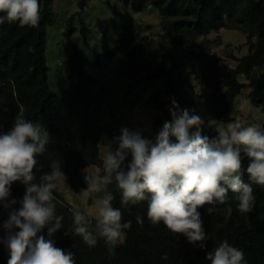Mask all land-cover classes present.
Returning a JSON list of instances; mask_svg holds the SVG:
<instances>
[{
	"label": "trees",
	"instance_id": "obj_1",
	"mask_svg": "<svg viewBox=\"0 0 264 264\" xmlns=\"http://www.w3.org/2000/svg\"><path fill=\"white\" fill-rule=\"evenodd\" d=\"M119 1L136 12H142L150 3L161 17L162 41L154 53L155 61H148V65L143 63L145 73L134 78L126 93L128 97L141 85L148 89L157 81L165 82L150 96L153 106L163 112V118L153 124L156 133L164 121L171 120L168 109L173 99L181 109L203 118L204 134L210 137L218 133L214 121H233L236 100L243 90H249L250 103L264 112V1ZM39 3L41 19L38 26L21 28L18 23L7 22L0 25V109H7L0 110V132L11 128L23 106L26 119L44 126L50 136L46 151L37 156L36 181L50 172L53 161H59L61 174L66 177L70 189L79 192L87 187L82 176L84 169L97 166L100 168L98 175H103L100 147L105 132L103 102L91 92L96 81L86 71L78 46L71 42L75 32L73 19L67 31L72 53L65 63L69 89L63 97L50 90L45 47L47 26L54 23L53 0H39ZM80 5L84 7L85 3ZM224 29L238 30L247 36L249 53L242 58L233 53L230 55L236 67L223 65L222 59L211 56L207 43L198 44L200 39ZM88 32L83 24L85 37ZM132 39V31L123 34L114 54L127 47ZM142 47L134 51L144 56ZM135 52L130 56L135 58ZM197 77L200 90L194 83ZM130 104L134 106L135 101ZM261 129L264 130V125ZM148 138L154 137L149 135ZM247 165L248 159L242 153V166L246 169ZM243 179L248 182L246 172ZM252 187L255 201L251 212L238 211L236 194L231 192L223 204L217 202L200 209L208 237L206 249L190 244L182 235H174L162 223L152 224L147 219V201L122 206L114 184L108 186L115 197L113 207L121 209L123 222L131 221V228L124 231V242L118 243L115 255H109L102 240L90 248L80 237L71 234L73 217L70 209L74 207L56 193L54 195L60 201L56 212L64 219L62 229L52 239L57 247L74 253L76 264H209L206 251H211L225 239L244 252L246 264H264V187L255 184ZM25 191L23 184H13L10 199L21 201ZM94 195L99 194H90V202ZM13 207L18 209L20 204ZM208 207L215 208L211 215L206 212ZM11 210L0 207V264H7L9 259L2 239L7 233L2 225ZM137 215L143 218V223L137 222ZM94 224L95 221L90 220L89 226L94 228ZM65 231L69 235H65ZM40 234L48 238L47 229ZM165 254L166 260L162 259Z\"/></svg>",
	"mask_w": 264,
	"mask_h": 264
},
{
	"label": "clouds",
	"instance_id": "obj_2",
	"mask_svg": "<svg viewBox=\"0 0 264 264\" xmlns=\"http://www.w3.org/2000/svg\"><path fill=\"white\" fill-rule=\"evenodd\" d=\"M40 19L39 0H0V25L36 27ZM168 110L171 120L164 121L154 138H146L139 130L122 129L117 147L109 143L101 156L103 175L84 169L87 187L81 193L99 194L92 198L95 224L90 227L86 213L72 208L70 231L88 247L94 248L102 240L109 255H115L124 231L131 228V221L123 222L121 209L113 207L115 197L108 188L113 184L122 206L147 201V219L152 224L162 223L201 249L207 248L208 237L200 209L223 204L231 192L236 194L238 211L253 210L252 185L264 187V130L228 122L210 137L204 134L203 118L181 109L174 99ZM49 142L47 129L26 119L23 106L11 128L0 132V207L12 209L2 225L7 233L2 238L9 253L7 264H76L74 253L57 247L52 239L64 219L57 215L60 201L54 195L61 164L53 161L50 172L38 182L34 175L37 156L44 154ZM242 153L248 159L246 169ZM245 172L248 182L243 179ZM15 183L26 189L19 202L10 199ZM17 203L20 207L15 209ZM214 211V207L206 209L209 215ZM136 219L143 223L140 215ZM44 229L47 239L40 234ZM206 260L209 264H246L244 252L226 239L206 251Z\"/></svg>",
	"mask_w": 264,
	"mask_h": 264
},
{
	"label": "rangeland",
	"instance_id": "obj_3",
	"mask_svg": "<svg viewBox=\"0 0 264 264\" xmlns=\"http://www.w3.org/2000/svg\"><path fill=\"white\" fill-rule=\"evenodd\" d=\"M82 2L85 3L84 7L80 5ZM52 10L54 23L47 26L45 47L49 88L58 97H63L69 89L65 63L72 53L71 42L75 43L84 59L86 71L96 81L91 87V92L98 95L103 102L102 125L105 132L100 145L101 156L108 150L109 143L113 148L117 147L116 138L121 135V130L124 128L139 130L146 138L149 135L154 137L156 132L153 124L163 118V112L153 106L150 96L155 88L165 85V82L157 81L155 86H150L148 89L141 85L128 97L126 93L134 78L145 73L143 63L148 65V61L151 63L155 61L154 53L162 41L163 33L158 11L148 3L142 12H136L130 5H125L119 0H53ZM71 19L75 32L70 42L67 31ZM83 24L89 31L86 37L82 33ZM130 31L133 39L129 41V45L114 54L119 46L118 41L123 34ZM205 43L211 56L222 59L221 63L230 67H236L230 56L232 53L237 58L249 53L247 36L238 30L224 29L198 41L201 45ZM138 47L145 49L144 56L134 51ZM131 52H135V58L130 56ZM194 83L200 90L198 77ZM247 94L248 89L243 90L237 98L232 122L239 121L244 126L256 125L262 128L264 112L248 101ZM163 99L166 97L164 96ZM132 101H135L134 106L130 104ZM213 124L220 130L227 123L214 121ZM87 169L89 173L95 174H99L100 171L97 166ZM82 176L84 177V170ZM55 193L67 204L86 213L89 223L90 220H94L90 194L72 191L63 174ZM124 239L123 234L119 243H123Z\"/></svg>",
	"mask_w": 264,
	"mask_h": 264
},
{
	"label": "crops",
	"instance_id": "obj_4",
	"mask_svg": "<svg viewBox=\"0 0 264 264\" xmlns=\"http://www.w3.org/2000/svg\"><path fill=\"white\" fill-rule=\"evenodd\" d=\"M248 93H249V90H248ZM247 99H248V101H249V97H248V94H247ZM250 102V101H249Z\"/></svg>",
	"mask_w": 264,
	"mask_h": 264
}]
</instances>
